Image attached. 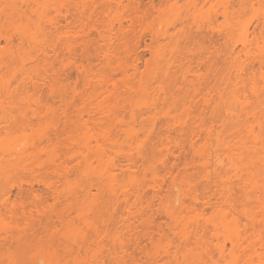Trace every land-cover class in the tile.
I'll return each instance as SVG.
<instances>
[{
	"label": "rangeland",
	"instance_id": "374dc122",
	"mask_svg": "<svg viewBox=\"0 0 264 264\" xmlns=\"http://www.w3.org/2000/svg\"><path fill=\"white\" fill-rule=\"evenodd\" d=\"M118 1L126 4L123 9L116 5ZM210 1L0 0V98L13 99L0 104V264H7V254L23 246L18 242H33L37 237L39 241L41 238L42 241L47 240L46 244L52 243L57 256L64 258V264H75V258L83 260L85 250L68 243L63 234L69 226L75 230V239L79 243L90 242L94 237V230L87 228L79 217L82 209L79 201L84 196L82 188L89 181L82 169L81 155L87 112L92 111L90 124L94 129L97 130V122L108 124L112 129L111 136L121 147H126L123 132L130 115L140 109L142 113H138V122L144 124L147 120L144 107L134 105L135 87L128 89L121 84L123 80L135 86L140 82L151 83L149 93L158 83L165 86V94L158 93L161 99L157 101L156 110L173 108V114L183 115L187 125L183 129L175 126L168 130L164 122L170 120L169 117L156 115L146 153L153 157L154 169L160 180L163 179L159 191L149 186L151 175L144 170V162L134 149L130 170H121L119 166L114 168L116 177L124 183L131 177L143 182L138 207L145 215L136 221L132 231L127 232L117 213L123 202L112 208L110 204L115 202L113 195L103 190L101 204L111 213L106 229L114 231L117 228L126 246L120 249L118 243L114 247L109 245L97 254L99 259L102 264H124L131 262L132 258L151 264L147 254L156 253L159 258L156 264H188L191 258L186 255V248L191 247L195 259L199 255L209 264H230L229 242L225 241V252L221 256L213 244L218 240L222 243L223 238L214 237L215 229L203 218L187 214L179 202L190 204L186 191L171 187L170 181L174 176L192 180L201 196H213L215 183L201 178L202 167L197 163L195 151V148L208 144L209 139L201 131L195 135L194 145H191L192 141L186 138L187 132L203 123L220 129L226 114L219 93L224 94L226 81L250 76L261 84L259 77L264 74V65L244 53L240 39L244 27H248L250 39L254 35L264 36L260 30L262 25H258L262 13L258 1L264 4V0H225L232 12L227 21L220 8L210 6ZM93 2L95 5L99 3L98 8L92 5ZM83 3H86L85 7ZM106 18L112 22L110 30L104 28ZM104 30L111 37L108 60L103 55L106 42L100 35ZM67 44L71 45L70 52L66 49ZM41 45L46 47V56L40 53ZM154 47L163 49L165 56L154 59ZM252 50L260 54L255 46ZM168 61L170 64L167 66ZM121 64L127 66L128 72L122 71ZM151 65L157 69L152 71ZM81 66L92 71L91 81L86 80ZM50 78L51 82L48 81ZM113 83H118L116 89L112 87ZM52 86L58 93L52 92ZM59 93L67 100L72 98L73 103L51 100ZM80 93L91 95L95 100L81 104ZM22 96L38 97L48 103L18 102ZM204 98L209 99L208 104ZM96 106L111 112L105 118L96 112ZM172 143H178V146ZM170 145L173 154L166 153L165 149ZM114 156L118 165L125 166L119 155ZM159 156L165 158L163 164L155 158ZM92 178L95 179L94 175ZM95 192L96 189H92V198ZM232 197L236 201L243 198L237 183L233 185ZM37 198H40V203ZM22 203L32 211L31 217L28 213L21 215L20 209H17V214L7 209ZM37 204L38 208L48 209L45 216L37 215ZM195 206L206 216H210L213 210L212 204L203 201ZM168 208L174 211L179 226L184 219L189 222L191 236L188 242L176 235L174 220L166 215ZM261 219L262 216L256 217L254 227H251L241 216L238 225L241 230L246 229L248 235L253 229L264 234ZM94 220L99 228L104 227L100 219ZM5 228L12 230L13 236L18 235L20 241L18 238H4ZM198 232L206 237L201 245L196 238L199 237ZM167 240L172 243L171 250L182 251L186 256L179 254L178 261H167L161 247H158L166 244ZM30 244L26 252L32 251ZM205 250L212 255L214 263L209 261Z\"/></svg>",
	"mask_w": 264,
	"mask_h": 264
},
{
	"label": "bare ground",
	"instance_id": "6f19581e",
	"mask_svg": "<svg viewBox=\"0 0 264 264\" xmlns=\"http://www.w3.org/2000/svg\"><path fill=\"white\" fill-rule=\"evenodd\" d=\"M258 3L260 6H262V13H260L261 20L258 24L262 25V29H260L262 33L264 32V4H261L260 1H258ZM239 4L244 5V2H240ZM250 4L252 5V2H250ZM82 5L85 7L86 3H83ZM92 5H95V2H93ZM116 5L118 8L123 9L126 4H124L122 1H118ZM191 5L193 7L196 6L195 3H191ZM98 6L99 3L94 7L98 8ZM210 6L220 8L221 14L226 21L232 14V12H230L229 3H227L225 0H219L218 2H214L212 0L210 1ZM106 8L108 10V7ZM106 11H103V13H106ZM106 14L108 16L110 15L108 13ZM107 18L109 19V17ZM107 18L103 21L104 28L110 30L112 27V22ZM244 28L242 31V37L240 39L244 53L248 57H251L259 62L260 65H264V36L254 35L250 39L248 27ZM100 35L106 42V48L103 51V55L104 58L108 60L111 56L108 47L111 37L105 32V30L104 32L100 31ZM254 46L260 53V56L254 53L252 50ZM66 49H68L70 52L71 45L67 44ZM40 53L46 56L48 54L46 47L42 46L40 48ZM152 54L154 55V59H156V57L162 58L165 56L163 49H158L155 47L152 49ZM169 64L170 63L168 61L167 66ZM80 69L85 72L86 80L91 81L92 71L86 70L83 66H81ZM121 69L124 73L128 72L127 66H123L121 64ZM156 69L157 66L151 65L152 71H155ZM259 78L261 79V84L250 76H247V79H243L240 76L234 80L227 79L228 81H226L227 85L226 90L224 89V94L219 93V99L224 102L223 109L225 110L226 114L223 117L224 121L221 124L220 129L214 128L213 125H205L203 123L199 124L195 130H189V132H187L186 138L188 137L187 139L192 141V143H190L191 145H194L193 138L198 136L197 134H199L201 131H204L209 139L207 140L208 144L204 143L206 145L195 148V151L197 154V163L202 167L201 178H204L205 180L211 179L213 180L212 182L215 183L216 189H214L215 191L213 196H201V194L197 192L196 184H194L195 182H191L192 180L190 181L183 178L178 179V177L176 178V176H174L170 181L171 187L177 188L180 192L186 191L185 193L190 200V204L185 205L181 200L179 202L180 205L183 206L187 211V214L190 213L203 218L208 224L212 225L211 227L215 229L216 232L213 231V233H215L213 234L214 237L216 236L217 239L223 238V241L221 239L222 243L218 240V242L216 241L217 243L213 244L221 256L223 252H225V241L229 242L231 256L230 264H264V234L259 230L253 229L251 235H248L246 233V229L244 228L245 230H241L238 225V219L241 216L247 220L248 224L252 225L251 227H254L253 224L255 218L262 216L261 222L264 225V74H261ZM48 81L51 82L52 78H50ZM121 84L130 90L135 87L133 90L136 94V97L134 98V105H136V107H139V105L144 107L143 109L146 110L144 114H147V120L144 124L138 122V113H142L140 109H138V113L133 112L130 115V121L126 123L127 128L126 130L124 129L123 132L126 147H121L111 136L112 129L110 126H108V124L106 125L102 122H97V130L94 129V127L90 124V115L92 111L87 112L88 119H86V121L83 123L85 135L82 143V148L84 150L82 151L81 155L83 159L82 169L89 181L88 184L82 188L84 196H82V201H79L82 202V209L79 211V217L82 218L83 223L87 228L94 230V237L90 240V242L83 241L79 243L75 239V230L73 228L71 229L69 226L66 227V232L63 234V236L67 237L68 243L73 245L75 244L77 248L79 247L78 249L82 248V250L84 249L86 252L83 260H77L75 258V264H102V261L99 259L97 254L103 248L109 245L114 247L116 243H118L120 249H123L126 246L125 241L117 228L114 231H107L106 229V224H108L106 221H109L108 218L111 216V213L108 212L107 208V210L104 209L105 206L101 204L102 201L100 198L103 190H107L113 195L115 202L110 204L111 207L114 205L113 207L116 208V204H119L121 201L123 202L120 211L118 210L117 213H119V222H121L124 230L127 232L132 231L136 221L144 217L145 214L143 213L142 209L138 207L141 200V184L143 182L141 183L137 178L131 177L129 180H127L128 182L124 183L116 177L114 172V168H117L118 166L121 170L131 169L133 165V149L135 154L140 155L142 158V161L144 162V170L148 171L151 175L149 186L154 191H159L161 189V183L163 179L160 180L159 174L154 169L153 157L146 153L147 140L154 129L153 124L155 123L156 115L162 114L167 118L169 117L170 120H166L164 122L165 127L168 130L174 128L175 126L183 129V127L187 125L183 115L182 117L181 115L178 116L173 114V108L160 111L156 110L155 106L157 101L161 99L158 93L160 92L165 94V86L158 83L149 93V87L151 83L148 82H140L135 86L132 82L123 80ZM112 87L116 89L118 87V83H113ZM55 90L57 89L52 86V92L58 93ZM73 92L75 94L77 93L74 88ZM51 100L64 104L73 103L72 98L67 100V98L60 93L58 97L53 96ZM94 100L95 99L91 95L83 96V94L80 93L79 101L81 104H90ZM163 100L165 101L166 97H164ZM10 101H13V99L6 97L0 98V104ZM172 101L176 103V100ZM203 101L208 104L209 99L204 98ZM18 102H31L34 104L48 103V101H42L38 97L25 96L19 97ZM96 112L104 115L106 118L108 112H111V110H104V107L96 106ZM220 117L221 116L219 115V118ZM173 144L174 143H172V145ZM172 145H170V147H166L165 150L167 154H173L174 151L171 148ZM174 145L178 146V143ZM113 154L119 155L122 160H124L125 166H122V164L118 165L117 159ZM155 158L160 163H164L165 158L163 156ZM94 162L96 165H94ZM65 169L68 171L67 166H65ZM92 175H94L95 179L92 178ZM235 183H237L242 191L243 198L241 201H236L232 197L233 185H235ZM92 189H96L94 198L91 197ZM212 198L215 199V201H212ZM38 199L40 200V198H37V200ZM39 200L38 203H40ZM200 201H203L205 204H212L213 210L210 216L204 215L202 210L197 211L195 204ZM7 209L12 214H17V209H20L21 215L26 216L28 213L30 217L32 216V211L30 212L27 209V204H13ZM35 210L38 216H45L48 209L45 207L38 208L37 204ZM113 210L116 211V209ZM102 215H107L108 217L104 216L103 218ZM166 215L174 220V231L176 232L178 238L184 242H188L191 236L189 222L184 219L182 220L181 226H179L174 211L169 208L166 211ZM97 218L102 222L104 226L103 228H99L97 226V222L94 220ZM50 229L52 230V227ZM12 233V230L5 228L4 238L17 239L18 235L13 236L14 234L12 235ZM160 233H163V230ZM199 233L200 232H198V234ZM18 234H20V231ZM160 236L164 237L165 235L160 234ZM38 238L39 237H37V239L35 238L36 240L33 239V242H21L18 238L20 241L18 242L19 245L22 244L23 246L21 245L22 247L20 248H18V246L17 248L19 250L16 248L14 251L11 250V252L6 256L7 262L10 264H64V258L59 255L57 256V253L53 249L54 245L52 243L46 244L47 240L42 241V238L41 241H39ZM196 238L201 245L206 237L203 238L202 234L201 236L199 234V237ZM28 243H31L30 246H32V251L29 250L30 253L26 252V250H28L26 247L29 246ZM157 243L160 242L158 241ZM171 244L172 243L167 240L166 244H161L163 246L158 245V247H161L162 253L168 258L167 261H178L179 254L182 257L189 255L192 260L194 251L191 247L186 248L187 254L185 255L182 254V251L171 250ZM67 245L68 246H65L64 244L66 248H71L69 247V244ZM201 252L202 251H200V253ZM205 253L208 255V259H210L209 261L214 263V259L212 255L208 253V250ZM28 254H31L32 256ZM195 256H197V254H195ZM147 257L151 264H156L159 260L156 253H148ZM202 258L203 256L201 257L198 255L195 259L193 256V260H189L188 264H195V262L197 264H209L206 263L208 260L206 261L205 258ZM124 261L126 262V260ZM124 264L146 263L132 258L131 262Z\"/></svg>",
	"mask_w": 264,
	"mask_h": 264
}]
</instances>
